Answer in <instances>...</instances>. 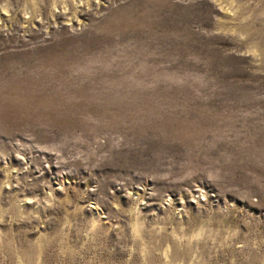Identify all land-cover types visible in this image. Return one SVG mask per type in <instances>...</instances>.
I'll return each mask as SVG.
<instances>
[{
    "label": "rangeland",
    "instance_id": "rangeland-1",
    "mask_svg": "<svg viewBox=\"0 0 264 264\" xmlns=\"http://www.w3.org/2000/svg\"><path fill=\"white\" fill-rule=\"evenodd\" d=\"M0 264H264V0H0Z\"/></svg>",
    "mask_w": 264,
    "mask_h": 264
}]
</instances>
